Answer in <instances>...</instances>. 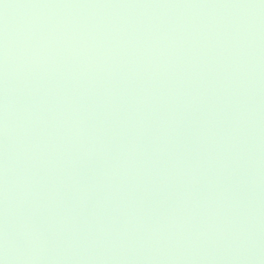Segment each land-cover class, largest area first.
<instances>
[{"label":"water","instance_id":"95a60500","mask_svg":"<svg viewBox=\"0 0 264 264\" xmlns=\"http://www.w3.org/2000/svg\"><path fill=\"white\" fill-rule=\"evenodd\" d=\"M4 264H264V0H0Z\"/></svg>","mask_w":264,"mask_h":264},{"label":"clouds","instance_id":"9594fccd","mask_svg":"<svg viewBox=\"0 0 264 264\" xmlns=\"http://www.w3.org/2000/svg\"><path fill=\"white\" fill-rule=\"evenodd\" d=\"M0 264H4V262L2 260H0Z\"/></svg>","mask_w":264,"mask_h":264}]
</instances>
